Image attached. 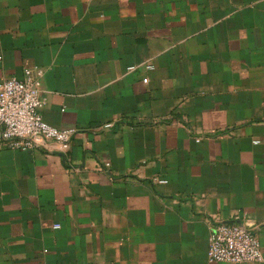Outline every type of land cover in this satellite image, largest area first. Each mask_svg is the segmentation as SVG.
I'll return each instance as SVG.
<instances>
[{
  "label": "crops",
  "instance_id": "0c3cea01",
  "mask_svg": "<svg viewBox=\"0 0 264 264\" xmlns=\"http://www.w3.org/2000/svg\"><path fill=\"white\" fill-rule=\"evenodd\" d=\"M0 56L76 129L0 142V264H231L219 223L264 264V0H0Z\"/></svg>",
  "mask_w": 264,
  "mask_h": 264
},
{
  "label": "built area",
  "instance_id": "2783aa9c",
  "mask_svg": "<svg viewBox=\"0 0 264 264\" xmlns=\"http://www.w3.org/2000/svg\"><path fill=\"white\" fill-rule=\"evenodd\" d=\"M133 68L128 67L129 70ZM146 68H152V65ZM147 80L143 78V82ZM43 104L40 81L32 70L25 69L20 78L10 76L1 79L0 142L22 150L67 148L76 129L57 128L47 123L40 111ZM111 125L107 122L101 127L109 128ZM54 227L57 228L58 224ZM207 258L210 262L231 264L258 262L262 259V250L255 232L245 224L219 223L209 236Z\"/></svg>",
  "mask_w": 264,
  "mask_h": 264
}]
</instances>
